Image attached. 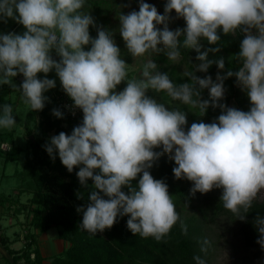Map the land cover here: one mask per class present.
I'll use <instances>...</instances> for the list:
<instances>
[{
  "label": "clouds",
  "instance_id": "obj_1",
  "mask_svg": "<svg viewBox=\"0 0 264 264\" xmlns=\"http://www.w3.org/2000/svg\"><path fill=\"white\" fill-rule=\"evenodd\" d=\"M84 2L0 0V20L11 18L26 29L23 34H0V84H11L10 78L22 74L18 88L25 103L34 111L42 110L44 92L56 82L47 76L40 79L37 73L54 69L64 92L82 110V123L71 134L62 131L46 145L50 158L54 160L57 152L69 172L80 166L76 174L82 186L92 181L88 203L76 209L82 213L80 226L95 235L110 229L118 216H127L133 235L157 241L165 236L179 215L168 185L148 170L165 153L175 162L174 178L193 182L192 194L222 188L223 206L245 219L241 209L247 213L264 189V0H167L163 14L140 0L138 11L119 17V33L133 57L166 50L168 59L177 61L183 36V46L194 49L201 61L194 72H207L212 63L223 69V59L208 60V50L200 51V40L217 44L218 30L225 35L239 30L244 34L237 53L242 63L235 73L218 72L215 81L188 72L185 76L191 82L176 85L167 73L156 71L155 61L148 60L143 79L127 80L119 92L115 89L126 80L127 63L108 30L97 27L96 37L90 35L89 26L96 25L90 14L80 12ZM173 10L185 21L183 29H169ZM52 50L59 61L51 57ZM231 76L249 98L248 111L218 103L224 97L223 80ZM149 89L198 107L201 116L210 106L222 111L213 122H193L185 130V112L158 103L146 94ZM203 89H208L209 99L201 98ZM12 112L10 104L2 106L0 127L15 125ZM53 114L62 116L57 109ZM161 146L162 151H154ZM125 187L127 192L122 190ZM253 224L259 233L257 243L264 248V216L257 213ZM183 231L186 234V227ZM194 260L205 264L199 256Z\"/></svg>",
  "mask_w": 264,
  "mask_h": 264
},
{
  "label": "trees",
  "instance_id": "obj_2",
  "mask_svg": "<svg viewBox=\"0 0 264 264\" xmlns=\"http://www.w3.org/2000/svg\"><path fill=\"white\" fill-rule=\"evenodd\" d=\"M139 2L140 0L88 1V5L83 7L85 11L80 12L92 15L99 8H104L105 21L110 22L116 18L119 20L121 13L127 14L133 10L138 11ZM143 2L154 6L157 4L160 14H163L167 0H143ZM169 16L168 27L170 30L183 29L186 26L183 18L177 17L174 10ZM157 27L163 28V25H157ZM89 33L93 38L97 35L92 25L89 26ZM218 34L220 40L217 44H209L204 38H201L200 42L208 48H222L231 54L230 58L224 61V68L219 71L216 63H212L207 72H194L195 67L192 64V59L196 58L198 53L194 49L183 46V36L179 38L181 41L180 55L182 58H190L191 60L188 72H194L195 75L201 78L211 76L215 81L218 72L223 76L229 70L233 73L238 71L242 62L237 57V53L244 34L239 30L227 35L218 30ZM88 47L90 45L84 46L85 50ZM174 72V70L170 71L169 79L171 81L176 80L177 85L191 82L185 74L181 76ZM223 85L225 95L218 103L227 107L230 103H233L234 108L242 111L250 109L249 98L238 84L235 76L224 79ZM117 87L119 91L123 90L125 87L123 81ZM66 98L71 99L61 87L47 98L42 110L34 111L29 108L24 122V127L28 132L24 166L31 179L18 192L28 190L31 196L28 203H23L17 209L25 208L30 214L29 223L38 228L39 231H45L54 224L58 225L59 237L68 242L61 252L55 253L50 258L49 264H197L194 256H199L205 261V264H211L210 256L214 249L213 241L210 239L206 222H203L196 213L181 220L178 219L170 231L159 241L152 236L144 238L139 234L133 235L127 228V216H118L110 229H105L103 232L98 231L95 235L80 226L82 213L77 212L76 209L88 203L89 193L94 190L92 181L89 179L88 185L82 186L76 174L79 171L77 166H74L73 170L69 172L61 163L58 155L53 153L55 157L53 160L46 151V145L50 143L48 134L51 130H55L58 134L62 131L70 134L75 126L82 123L79 116L74 117L65 110L61 102ZM193 98L197 99L195 96ZM201 98L209 99L208 89L201 90ZM53 109L59 110L62 116L60 118L56 117L53 114ZM195 109L199 117L204 120V123L213 122L222 111L219 107L213 108L210 106L206 113L201 116L200 109L198 107ZM33 127L37 130L38 135H32ZM4 140L12 143L7 150L0 148V152L4 154L5 162L18 158L23 148L14 143L11 131L1 132L0 142ZM154 151L162 150L155 148ZM175 166V162L163 154L148 170L154 179H162L168 185V192L175 206L193 205L194 196L199 192L195 194L190 192L193 182L187 179L174 178L172 169ZM138 178L132 182L133 187H136ZM122 190L128 191L126 187ZM18 200V197L13 198L11 194L0 195V201L8 202V205L18 203ZM196 206H198V203ZM257 213L264 216V200L257 197L253 200L247 213H244V210L241 209V214L245 216L243 220L227 210L219 198L212 206L210 219L214 220L216 216L223 214L229 220L237 222L239 224L238 231L242 234L245 244L259 246L260 251L264 252V248L257 243L259 233L253 224ZM184 227L187 229L186 234L183 231ZM29 236L28 247L16 250L9 247L5 242L7 236L0 234V242L3 243L7 252L12 254V264H40L42 254L38 248L30 249L33 233H30L27 238ZM31 253H33L32 257ZM21 258L24 260L22 263L20 262Z\"/></svg>",
  "mask_w": 264,
  "mask_h": 264
},
{
  "label": "rangeland",
  "instance_id": "obj_3",
  "mask_svg": "<svg viewBox=\"0 0 264 264\" xmlns=\"http://www.w3.org/2000/svg\"><path fill=\"white\" fill-rule=\"evenodd\" d=\"M88 1L95 2L98 0H85L83 7L88 5ZM83 7L80 11L85 9ZM155 7L160 13L157 4ZM103 10L104 8H99L96 13L94 12L95 14L92 13L91 16L96 25L93 26V28L97 32V27H102L113 35L116 45L120 48L121 58L127 63V77L126 80L123 81L125 87L127 80L143 79L141 75L143 65L148 60L155 61L157 64L156 71L167 73L168 77L170 76L171 70H174V73L180 74L181 76H184V74L188 72L190 68V58H182L180 55L177 61H172L169 60L165 54L166 50L164 52L149 50L143 56L133 57L128 52L123 38L119 33V20L116 18L110 22H106L105 12L103 13ZM83 12L82 14H84ZM24 31H26L24 26L11 18H7L6 21L0 20V34H6L8 32L23 34ZM200 45L201 52L208 50V60L217 61L223 59V61H226L231 56L229 52L222 48H219V51L213 52L210 51L211 48H208L204 43L200 42ZM89 48L90 47H88L87 50H89ZM50 55L53 59L59 61L60 57L56 54L55 50H52ZM199 63H201V61L196 58L192 59L194 67ZM217 70L219 71L220 69L217 68ZM45 76L49 79H54L56 82L55 87L44 92V96L48 98L52 93L57 92L62 85L54 69L47 74L37 73V77L40 79L45 78ZM10 79L11 84H0V112H2L3 105L10 104L13 109L12 115L16 123L11 129L0 127V134L1 132L11 131L14 143L20 145L23 149L18 158L6 162L4 160V154L0 152V195L11 194L13 198H19L18 203H10L9 205L8 202L0 201V234L7 236L5 242H7L9 247L19 250L22 249V247H28L27 242L30 236L28 238L27 236L33 233L30 249L38 248L42 254L40 264H49L50 258L55 253L61 252L67 246L68 242L59 237L58 225L54 224L45 231H39L38 228L33 227L32 224L29 223V212L25 208L17 209V207H21L23 203H28L29 197L31 196L28 190L18 192L19 189L25 187L31 179L24 166L25 146L28 136L27 129L24 127V122L26 112L30 107L25 103V98L18 88L24 79L23 75L17 74V76ZM172 82L177 85L176 80ZM115 91L119 92L118 87H116ZM146 94L156 99L158 103L164 104L169 109H178L185 112L187 118L185 130H187L193 122H204V120L199 117L194 107L186 105L179 100H174L165 91L157 92L149 89ZM229 107H233V103H230ZM33 134L38 135L34 127L32 128V135ZM48 135L50 140L52 136L58 135V133H56L55 130H51ZM160 149L162 150V146ZM54 153L58 155L57 152L54 151ZM164 155L171 159L169 154L165 153ZM77 167L79 168L80 166ZM221 193L222 188H213L211 191L204 194L200 192L197 193L194 196L193 205H176L175 211L179 215V220L196 213L203 222H206V227L214 247L210 256L211 264H264V252L260 251L261 248L259 246L245 244L242 234L238 231L239 224L237 222L229 220V218L223 214L216 216L214 220L210 219L212 206L219 200ZM256 197L260 200H264V189H261ZM197 203L198 206H196ZM257 251H259L258 254H256ZM11 256L12 254L8 253L3 243L0 242V264H12ZM32 256L33 253H31V257ZM23 261V258H21L20 262L22 263Z\"/></svg>",
  "mask_w": 264,
  "mask_h": 264
},
{
  "label": "built area",
  "instance_id": "obj_4",
  "mask_svg": "<svg viewBox=\"0 0 264 264\" xmlns=\"http://www.w3.org/2000/svg\"><path fill=\"white\" fill-rule=\"evenodd\" d=\"M62 105L64 106L65 110L70 113L72 116L77 117L79 116L80 119L83 118L82 110L75 107L74 103L71 99L66 98L62 102ZM11 147V144L7 141L0 142V148L7 150Z\"/></svg>",
  "mask_w": 264,
  "mask_h": 264
},
{
  "label": "crops",
  "instance_id": "obj_5",
  "mask_svg": "<svg viewBox=\"0 0 264 264\" xmlns=\"http://www.w3.org/2000/svg\"><path fill=\"white\" fill-rule=\"evenodd\" d=\"M4 141H7V140H4ZM7 142H9V143H10V141H7Z\"/></svg>",
  "mask_w": 264,
  "mask_h": 264
}]
</instances>
